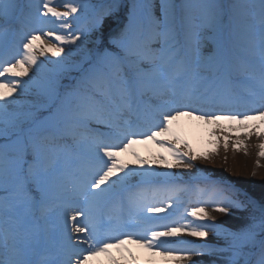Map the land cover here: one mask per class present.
<instances>
[{
  "label": "snow or ice",
  "instance_id": "snow-or-ice-1",
  "mask_svg": "<svg viewBox=\"0 0 264 264\" xmlns=\"http://www.w3.org/2000/svg\"><path fill=\"white\" fill-rule=\"evenodd\" d=\"M0 78V264H264V200L150 167L210 158L184 118L235 126L237 151L255 135L264 158V0H0ZM181 194L193 220L171 219ZM209 208L247 215L227 228Z\"/></svg>",
  "mask_w": 264,
  "mask_h": 264
},
{
  "label": "rangeland",
  "instance_id": "rangeland-1",
  "mask_svg": "<svg viewBox=\"0 0 264 264\" xmlns=\"http://www.w3.org/2000/svg\"><path fill=\"white\" fill-rule=\"evenodd\" d=\"M63 2H65V0H53V3L56 5L62 4ZM58 10L64 11L65 9L59 7ZM109 24L112 28L117 27V22L114 20H110ZM48 27L53 30H58V24H50ZM46 42L53 43L55 41L48 39ZM40 59L47 62L48 60H55L56 58L52 57L51 53H46L45 56L40 57ZM25 79H27V77H25ZM178 127L183 138L188 141L196 153L202 154L207 152L209 153L210 158L208 160L199 159L195 161L194 167L191 169H167L162 164H152L150 167L155 168L160 172L174 171L180 173L184 176V180L188 177L192 178L198 175L214 174V176H217L216 180H224L229 183L232 181L236 182V184L241 187V190L246 192L249 196L257 199V201L264 200V158L258 156L259 148L257 147L258 144L261 143L260 139L255 135L251 138H246L241 131L240 138L247 144V149L245 150V148L241 147L240 150L237 151L233 148L236 133L227 131L229 127L235 126H230L226 122L223 124L225 131L222 134L220 133V129L215 128V126L205 125L203 122L190 120L188 118L179 121ZM213 131L221 135L219 148L215 152L212 151L214 140V137L212 136ZM224 135L231 137L228 142L229 147L227 151H225L223 146ZM135 150L146 160H151L157 153L167 156V153H164L157 145L151 143L136 145ZM124 159L130 161L132 158L130 156H125ZM168 159L172 160L170 156H168ZM257 161H259V167L257 166ZM130 167L139 166L130 164ZM253 173H255V175H253ZM191 182L196 184V181L193 179ZM194 206H197V197L195 195L188 196L187 194H181L178 201V207L175 209V215L172 216L171 219H181V217H186V220H181V222L193 220L192 217H188L186 214L187 211H190ZM208 210L212 212L211 208ZM212 214L216 218V223L222 224L227 228L238 227L242 218L247 215V213L241 212L240 210H231V214H220L215 212H212ZM168 222L169 221H163L161 223ZM197 222L200 223L202 221ZM182 238L194 240L196 243L207 242L210 245L217 243V238L212 233H209L206 241L200 238L188 237L186 235L182 236ZM133 250L137 251V255L140 256L142 260L146 258V254L141 253L135 248H133ZM213 259V257L207 255L193 257V260L197 261V264H212Z\"/></svg>",
  "mask_w": 264,
  "mask_h": 264
},
{
  "label": "bare ground",
  "instance_id": "bare-ground-1",
  "mask_svg": "<svg viewBox=\"0 0 264 264\" xmlns=\"http://www.w3.org/2000/svg\"><path fill=\"white\" fill-rule=\"evenodd\" d=\"M134 248V247H133Z\"/></svg>",
  "mask_w": 264,
  "mask_h": 264
}]
</instances>
